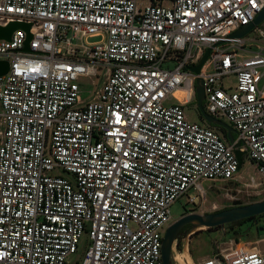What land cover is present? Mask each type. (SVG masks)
<instances>
[{
    "label": "built area",
    "instance_id": "obj_1",
    "mask_svg": "<svg viewBox=\"0 0 264 264\" xmlns=\"http://www.w3.org/2000/svg\"><path fill=\"white\" fill-rule=\"evenodd\" d=\"M263 10L264 0H0V25L29 23L32 35L29 50L24 29L0 39V264H73L84 236L76 264H164L177 200L235 179L237 149L264 176V22L233 36ZM198 78L233 143L189 120ZM88 80L97 88L85 99ZM199 264H264V252Z\"/></svg>",
    "mask_w": 264,
    "mask_h": 264
},
{
    "label": "rangeland",
    "instance_id": "obj_2",
    "mask_svg": "<svg viewBox=\"0 0 264 264\" xmlns=\"http://www.w3.org/2000/svg\"><path fill=\"white\" fill-rule=\"evenodd\" d=\"M150 0H140L148 3ZM165 6L171 5V0H151ZM94 40V39H93ZM171 69L174 63L165 65ZM97 79H94L96 82ZM84 83L82 96L89 99L97 86ZM90 91H92L90 93ZM174 99L171 102L175 103ZM189 120L206 124L198 105L194 102L186 108ZM224 121V120H223ZM226 122V121H225ZM255 181V182H254ZM205 196L197 197V202L190 204L189 195H196L191 190L187 195L177 200L172 206L173 222L189 213H213L224 209L247 205L264 200V176L257 169L254 162L247 156L243 157V164L235 179L230 181L203 182ZM87 241L81 239L79 250L72 255L73 264L81 262L84 257ZM242 248L256 249L264 252V214L212 228L191 226L182 229L174 243L172 264H199L207 258L219 256L223 251Z\"/></svg>",
    "mask_w": 264,
    "mask_h": 264
},
{
    "label": "water",
    "instance_id": "obj_3",
    "mask_svg": "<svg viewBox=\"0 0 264 264\" xmlns=\"http://www.w3.org/2000/svg\"><path fill=\"white\" fill-rule=\"evenodd\" d=\"M264 22V10L258 15L255 21L248 26H244L233 33V36L243 37L248 34L256 25H260ZM24 29L28 32V39L26 42V50H29V41L32 38L30 31L31 24L11 21L6 26L0 25V39L10 40L13 32L17 29ZM211 52V48L207 49L205 54L199 63L195 66H191L190 69L199 74L203 65L207 61ZM9 70V62L0 60V76L6 74ZM196 91L198 106L202 113L203 118L212 126L222 128L226 131L227 139L233 143L235 141V135L237 131L231 127L227 122L217 119L212 115H209L203 106V101L205 99L204 84L201 78L196 80ZM236 155L239 159V167L242 168L244 152L240 149L236 150ZM264 214V200L259 202L250 203L247 205H241L237 207H232L224 209L221 211L199 214V213H189L182 216L180 219L173 222L166 230L164 240H163V262L164 264H172V251L174 243L177 240L179 232L187 225H193L197 227H216L225 224L245 220L254 216Z\"/></svg>",
    "mask_w": 264,
    "mask_h": 264
},
{
    "label": "trees",
    "instance_id": "obj_4",
    "mask_svg": "<svg viewBox=\"0 0 264 264\" xmlns=\"http://www.w3.org/2000/svg\"><path fill=\"white\" fill-rule=\"evenodd\" d=\"M216 127V126H215ZM219 128V127H218ZM220 130L224 133V134H226V131L224 130V129H222V128H220ZM246 220H248V219H246ZM192 225H187L186 227H184V229H188V228H190Z\"/></svg>",
    "mask_w": 264,
    "mask_h": 264
},
{
    "label": "bare ground",
    "instance_id": "obj_5",
    "mask_svg": "<svg viewBox=\"0 0 264 264\" xmlns=\"http://www.w3.org/2000/svg\"><path fill=\"white\" fill-rule=\"evenodd\" d=\"M255 182V181H254Z\"/></svg>",
    "mask_w": 264,
    "mask_h": 264
}]
</instances>
